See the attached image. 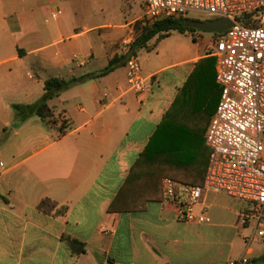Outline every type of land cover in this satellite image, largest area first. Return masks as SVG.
I'll list each match as a JSON object with an SVG mask.
<instances>
[{
	"label": "crops",
	"instance_id": "1",
	"mask_svg": "<svg viewBox=\"0 0 264 264\" xmlns=\"http://www.w3.org/2000/svg\"><path fill=\"white\" fill-rule=\"evenodd\" d=\"M4 5L0 0V264H228L243 258L264 264L253 263L264 251L255 254L251 243L231 260L237 239H247L252 227L239 224L237 213L244 205L223 193L203 194L211 216L208 225L180 222L175 207L161 203L162 183L158 200H152L143 179L130 183L119 198L141 153L175 105L196 130L207 124L214 107L216 114L220 100L216 64L211 62L213 42L204 52L198 43L190 57L159 70L145 65L143 73L151 79L145 97L130 91L125 62L50 101L57 125L32 117L5 133L17 123L13 105L37 101L47 79L97 74L113 58L126 55L123 41L132 36L133 21L100 24L84 0H41L32 10L34 29L13 32ZM56 10L60 16L54 20ZM26 19L21 17L19 24ZM161 41L149 42L145 49L156 50ZM35 79L39 84L27 87ZM185 147L179 141L180 155ZM187 164L182 161L178 167ZM116 199L145 209L111 213ZM44 200L57 208L40 210ZM61 209L64 213H58ZM225 233L233 239L222 240ZM68 238L84 243L85 253L77 256Z\"/></svg>",
	"mask_w": 264,
	"mask_h": 264
},
{
	"label": "built area",
	"instance_id": "2",
	"mask_svg": "<svg viewBox=\"0 0 264 264\" xmlns=\"http://www.w3.org/2000/svg\"><path fill=\"white\" fill-rule=\"evenodd\" d=\"M145 12L143 26L194 12L235 23L215 34L211 47L221 96L206 133L211 156L205 182L193 186L164 178L162 205L174 206L180 222L208 225L203 194L224 193L244 203L237 213L239 224L254 226V234L264 238V0H146ZM59 16L60 10L51 14L54 20ZM134 41L133 35L123 41L127 52ZM126 69L130 91L145 97L151 79L144 75L139 55L129 56ZM3 169L1 165L0 175ZM250 263L243 258L228 264Z\"/></svg>",
	"mask_w": 264,
	"mask_h": 264
},
{
	"label": "trees",
	"instance_id": "3",
	"mask_svg": "<svg viewBox=\"0 0 264 264\" xmlns=\"http://www.w3.org/2000/svg\"><path fill=\"white\" fill-rule=\"evenodd\" d=\"M197 23H199L197 20L179 17L148 24L147 26L142 27L127 54L113 58L108 67L99 73L73 77L69 80L56 77L47 79L44 85L45 92L39 101L28 105H13L12 109L15 113V120L17 123L11 129L6 130L5 133L12 131L32 117H38L51 126L57 125L58 121L55 118L54 110L49 105L50 101L59 97L63 92L69 90L75 85L109 75L119 66L125 65L129 56L135 54L138 55V52L141 49L148 48L149 42L155 38L157 39V42H159L169 37L173 32H179L182 34L194 33L195 24ZM156 46L157 44L155 47ZM211 62L216 64L215 58H212ZM218 95L220 100L221 91L219 86ZM177 109L178 108L175 105L164 117L162 123L150 139L149 144L141 153L131 170L128 181L123 187L119 198L122 197L124 192L130 186V183L134 180L141 181L143 179L148 182L149 191L153 194L152 200H158V187L159 184L163 182L164 178H172L181 183L193 186H202L204 184L211 156V149L206 142V132L216 109L214 107V111H212L207 118V124H204L200 130H196L186 123V118L183 114L178 112ZM197 125L199 126L200 124L197 123ZM179 141H182V144L186 143L185 149H182V155H180L178 149ZM165 146H167V148ZM182 161H187L188 164L186 167H178V163ZM56 208L57 204L50 200H44L39 205V209L45 212H53ZM144 209L145 207H143V205L121 204L120 200L116 199V201L110 205L109 212H136L143 211ZM58 213H64V210L61 209ZM67 241L77 256L85 253L86 245L84 243L71 238H68ZM259 262L264 263V255L253 261V263ZM108 264L114 263L109 261Z\"/></svg>",
	"mask_w": 264,
	"mask_h": 264
},
{
	"label": "rangeland",
	"instance_id": "4",
	"mask_svg": "<svg viewBox=\"0 0 264 264\" xmlns=\"http://www.w3.org/2000/svg\"><path fill=\"white\" fill-rule=\"evenodd\" d=\"M20 1V0H17ZM41 0H28L26 5L19 3L15 6H12L10 2L12 0H5L4 12L7 14L8 24L10 25L13 32H18L19 27H25L26 32L28 33L31 29H34L33 20H31L32 10L35 9L36 3ZM89 4L92 9V15L96 14L100 20V24L114 22L115 24H126L133 21L132 25V35L136 39L138 33L142 29V21L146 15L145 12V2L146 0H84ZM14 2V1H13ZM21 17H27L26 20H22L19 24ZM190 20H197L199 23L212 20V18L205 13L194 12L190 13L186 17ZM19 38H16V41L19 42ZM215 39V34L211 32H206L200 29L195 28L194 33L182 34L179 32H173L172 35L161 41L156 50L148 52L146 49H141L139 51V58L142 65V70H144L145 65L152 68L153 70H159L165 65L178 62L180 60L187 59L191 56L193 52L196 51L198 43L203 44V50L210 48L212 42ZM156 39L151 42V46L156 43ZM34 70L29 69L28 75L34 76ZM39 82L35 79L34 81L30 80L27 82V87H32L33 85H38ZM40 97L37 101H39ZM37 101H32L29 99V104H34ZM33 102V103H31ZM14 113V111H13ZM15 119V113H14ZM4 140V139H3ZM224 194V193H223ZM226 195V194H224ZM228 196V195H226ZM229 197V196H228ZM230 198V197H229ZM231 201L237 203L240 206H243L244 203L233 198ZM252 229L254 226H251ZM252 229L250 228L246 233L247 239L238 238L235 245V253L231 257V260L234 258H240V256L245 252V249L248 243H251L253 248L256 250L255 254H260L259 252L264 251V238H260L255 234H252ZM222 240L233 239V235L227 233L221 234ZM252 240V241H251ZM237 261V260H235Z\"/></svg>",
	"mask_w": 264,
	"mask_h": 264
},
{
	"label": "water",
	"instance_id": "5",
	"mask_svg": "<svg viewBox=\"0 0 264 264\" xmlns=\"http://www.w3.org/2000/svg\"><path fill=\"white\" fill-rule=\"evenodd\" d=\"M235 23L229 19L212 20L195 24L196 29H200L213 34H222L233 28Z\"/></svg>",
	"mask_w": 264,
	"mask_h": 264
}]
</instances>
